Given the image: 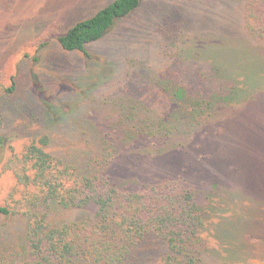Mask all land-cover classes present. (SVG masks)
<instances>
[{
  "label": "rangeland",
  "instance_id": "rangeland-1",
  "mask_svg": "<svg viewBox=\"0 0 264 264\" xmlns=\"http://www.w3.org/2000/svg\"><path fill=\"white\" fill-rule=\"evenodd\" d=\"M109 1L0 0V134L19 148L41 129L51 136L55 154L80 162L109 142L119 150L115 170L134 183L184 173L198 203L211 211L202 264H264V47L245 35L248 0H142L101 41L88 45L87 55L62 50L57 38ZM171 15L184 26L169 39L160 31ZM218 47L228 52L211 53ZM189 52L187 61L176 56ZM203 54L231 68L232 79L214 82L212 62H201ZM167 58L175 59V70L197 66L201 85L210 86L202 94L218 96L201 120L187 116L189 125L159 156L154 140L126 146L116 131L129 126L120 118L122 109L141 101L143 85ZM147 103L142 107L173 111L174 119V103ZM46 107L54 121L46 118ZM58 116L68 117L62 122ZM14 187L10 174L0 178V203L10 202ZM84 214L53 208L50 216L63 222ZM14 220L0 216L8 227H0V241L11 244L21 234L24 221ZM152 242V249L140 252L141 264H159L164 250Z\"/></svg>",
  "mask_w": 264,
  "mask_h": 264
},
{
  "label": "trees",
  "instance_id": "trees-1",
  "mask_svg": "<svg viewBox=\"0 0 264 264\" xmlns=\"http://www.w3.org/2000/svg\"><path fill=\"white\" fill-rule=\"evenodd\" d=\"M141 2L109 1L94 15L78 21L60 35L57 38L60 47L69 54L87 55L88 45L101 41L118 21L137 10ZM175 18L164 17L160 32L166 38L167 32L170 39L174 35L170 34L184 26L183 21L177 22ZM243 29L251 41L264 47L263 0L245 3ZM218 48L210 50L211 53L228 52ZM188 54L186 58L176 56L187 61L192 56L191 52ZM164 56L161 53L156 57ZM166 60L156 68L154 79L143 85L141 101L131 102L122 109L120 118L129 126L116 131L126 146L142 138L154 140L159 146L156 151L159 156L165 154L177 132L189 125L188 117L204 118L218 96L206 98L202 94L210 86L201 85L205 79L197 72V66L175 70V59ZM200 60L212 62L214 82L229 81L234 76L231 68H220L211 56L203 54ZM252 75L253 72L248 74L250 78ZM14 90L13 84L7 93ZM143 102H149L152 108L174 103L177 115L174 112L173 119V111L166 115L163 111L145 109ZM43 112L48 121L55 120L54 111L46 107ZM67 117H60L61 121ZM3 119L0 112V126ZM10 139L0 134V178L10 174L15 186L10 202L0 203V216L5 220L21 219L24 225L16 241L11 244L0 241V264H141L139 254L152 249L153 240L164 250L159 264H202L210 243L207 230L211 211L198 203L195 192L188 187L186 174L150 177L139 184L115 170L118 161L115 155L118 156L119 150L109 142L101 145L102 152L80 162L55 154L51 136L41 129L19 148L12 146ZM111 171L115 174L108 173ZM53 208L85 214L55 222L50 216ZM0 227L5 231L7 224Z\"/></svg>",
  "mask_w": 264,
  "mask_h": 264
}]
</instances>
